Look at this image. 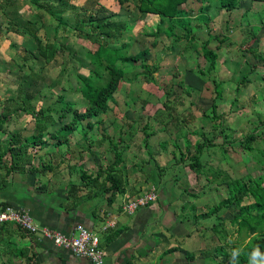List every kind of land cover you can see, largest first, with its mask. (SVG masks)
I'll return each mask as SVG.
<instances>
[{"label":"crops","instance_id":"1","mask_svg":"<svg viewBox=\"0 0 264 264\" xmlns=\"http://www.w3.org/2000/svg\"><path fill=\"white\" fill-rule=\"evenodd\" d=\"M190 2L191 0H186L179 6L190 19V34L177 41L162 34L169 26L167 19L152 14L141 15L135 8L132 11L127 10L123 5L125 2L120 6L116 0H94L92 4L90 0H39L42 7L40 9L29 0L13 5L14 15L22 21H28L34 15L38 17L36 37L41 43L58 45V40L63 43V49L54 54L50 64L57 59L60 61L64 57V50L66 54L68 50L71 54L78 52L76 49L93 53L96 43L100 42L115 49L120 44H126V57L144 52L145 64L155 67L158 63L159 67L155 71H161L159 74L167 69H175L180 73L172 85V88L177 89L174 95L164 97L168 104L173 105L172 119L168 120L162 115L165 100L158 99L159 104L152 112L156 110L160 115L153 117L155 121L148 130L151 117L138 122L132 114H128L124 129L121 125L124 122L123 116L114 111L108 113V107L98 118V124L91 123V129L86 131L84 127H80V123L76 124V129L65 140L59 141L62 133L57 129L60 125L50 134L44 131L39 144L26 147L28 162L18 172L8 173L6 168L0 166V207L7 205L23 209L36 226L62 234L73 232L76 226L94 232L98 237V246L103 251V264H203L207 261V248H204L208 242L207 234L214 230L212 225L216 224L217 219L219 222L223 221L227 215L231 219L236 210L229 205L206 217L201 216L208 214L217 203L227 199L228 188L234 180L246 182L259 177L243 174L247 170V164L232 153L234 131L233 122L229 123V111L235 95L244 99L253 93L254 98L261 102L263 95L260 92L264 91V61L261 55L264 51V17L257 21L250 20L251 17L247 15L243 16L251 6L249 0H240L238 6L228 12L218 10L214 3H208L207 14L201 13L206 22L198 18L195 25H192L191 20L198 16H190ZM85 8L92 11L88 14L91 22H84L78 15L85 12ZM2 10L5 14L0 12V74L8 77L12 75L13 80L28 79L23 93L30 101L43 88L46 80L44 72L50 66L38 56L36 44L30 36L6 31L12 16L8 5H3ZM124 10L132 12L134 18L121 13ZM51 15L58 16L62 24H58ZM109 16L112 21L120 22L123 26V31L115 40L100 39L92 32L95 19ZM75 27L81 31L79 33L77 30L78 35L72 38ZM156 29L161 33L158 36H149ZM203 30L208 36L202 42L199 34ZM145 31L147 35L142 34ZM226 32L230 34H224ZM248 33L254 38L241 46ZM160 35L172 42L168 50L164 43L169 42L158 39ZM260 36H263L262 40ZM72 39H75L76 47H71ZM8 49H14L17 58L8 56ZM199 50H202L200 57ZM205 51H211L215 55L212 70L215 74L218 73L220 81L231 79L232 72L225 63L227 60L232 62L231 58L236 55H233L236 51L242 52H238L235 57H250V62L245 64L250 66L249 71L256 72L260 78L256 77V81H252L253 77L240 80L237 85H232L233 96L229 97L225 81L218 83L210 80L209 85L202 83L198 76L196 78L191 73L193 71L190 68H196V61L199 59L206 63L207 70L208 63L203 57ZM31 61L42 63V70L32 69ZM70 62L76 64L80 70L86 68V74H77H88V67L80 66L73 59ZM156 72L151 74L153 82H144V85L154 84ZM167 81L169 80L165 79L166 83ZM213 81L218 86V97H215ZM8 100L0 99V108L6 107ZM41 103L39 100L34 105L30 103L31 108ZM246 112L248 115L245 121L248 122L252 113L249 114L247 110ZM2 114L0 121L8 115ZM23 116L30 119L33 117L28 113ZM47 116L49 115L44 114V117ZM49 119L54 121L50 116ZM203 120L204 123L209 122V129L206 130V126L202 124ZM257 130L260 135L264 134V126L248 134H252L254 138ZM10 136H13L16 143H23V139L31 135L20 137L16 133ZM121 136L126 139L121 140ZM206 137L214 140L207 144ZM240 141L241 139L234 142L239 146ZM196 143L206 145L196 153ZM114 152L119 154V163L114 166V171L120 178L121 191L113 195L111 202H107L109 193L99 191L100 188L108 186L103 175L96 181L91 179L97 171L112 165ZM107 153L112 158L105 165L103 160ZM194 156L197 157L199 166L192 170L188 165L193 162ZM150 189L156 193L153 203L130 215L121 210L124 202ZM211 202H215L213 206L208 205ZM240 205L244 204L241 202ZM105 221H113L114 225L102 230ZM208 224L212 230L204 229ZM114 233L117 235L113 236ZM0 264L90 262L53 246L46 239L29 236L12 224L3 223L0 224Z\"/></svg>","mask_w":264,"mask_h":264},{"label":"rangeland","instance_id":"2","mask_svg":"<svg viewBox=\"0 0 264 264\" xmlns=\"http://www.w3.org/2000/svg\"><path fill=\"white\" fill-rule=\"evenodd\" d=\"M11 1L13 2L12 4L24 2V0H11ZM90 1H91V4L94 2V0H90ZM134 3H135V0H125V3L123 5L124 7L127 8V10L131 9L132 11L134 10V7H133ZM208 3L213 4L214 0H191L190 5L188 6V12L190 13V16H192L193 14L198 16L199 13L207 14L208 10H207L206 5H208ZM248 3L249 5L251 3V6L249 7L247 14H244L243 16L247 15L249 18L251 17L250 20L256 19L257 21H259L258 19H262L264 17V2L255 3L254 1L252 2V0H249ZM127 10H124V12H121V13H123L124 15H127L129 18H134V14L132 12H128ZM84 11L85 12H81L80 14H78L81 17V20H85L84 22H91L92 20L89 19L88 14H91L92 11L87 10V8H85ZM86 11H88L87 14H86ZM211 12L213 13L214 9L211 10ZM197 19L198 17L191 20L192 25H195L194 22ZM204 22L206 21L204 20ZM74 29H73V33L71 34L72 38L73 36L77 34L76 32L77 30L79 31V33L81 31L77 29L76 27ZM83 30H86V28H84ZM201 32L202 34H199V36L201 37L200 41L203 42L204 40L207 39L208 33L204 30ZM175 33L181 34L180 31H175ZM142 34L147 35L148 33L145 31ZM224 34L228 35L230 34V32H226ZM253 35L255 36V33ZM260 37H261L260 39L262 40L263 36H260ZM245 38H246V41L242 40L241 46L249 43V40H251L254 37L248 33V35L247 34L245 35ZM158 39L165 40L166 43L169 42L165 38H163V36L161 35L158 37ZM58 42L59 44L57 46L61 47L63 43L59 40ZM72 43L73 44L71 45V47H76V45L74 44L75 39H72ZM171 43L170 42L167 44L164 43V45H166L165 46L166 50L169 49ZM148 44L149 43L147 42L146 45ZM142 45L145 46V43L142 42ZM76 50L78 51L76 56L80 58L82 61H84V63L85 62L87 63V59L86 57H84L85 50L84 49H80V50L76 49ZM8 52H9L8 56H12V58H17V53L14 49H8ZM228 52L230 51L228 50ZM238 52L240 53L242 51H238ZM238 52L237 51L234 52L233 55L234 54L238 55L239 54ZM138 53H143V52L140 51ZM199 53L202 54V50H199L198 52V56L200 57ZM70 54L71 53L66 54V51L64 50L62 52V55H64V57H62L60 61L57 59L56 61L54 60L55 62L52 61L51 64L49 63L50 65L48 64L50 68H48L44 72L45 73L44 77L46 78L44 86L33 98L30 99V101L27 100L25 93H23L24 84L27 85L28 79L22 80V78H20V79L13 80L12 75H9L8 77V75L4 76L3 73L0 74V99L2 100L5 98L9 99L8 100L9 102H7V106L0 108V115L2 113L3 114H5L6 112L8 113L7 117L4 118L2 121H0V143L4 144V142L7 141L9 136L12 134L17 133L20 137H27L28 135L35 134L34 119H32L34 116L31 119L28 116L24 117L23 116L24 112L21 111V107L22 105L24 106V103H27L28 107H32L30 103L34 105V103L37 102L38 100L39 102H42L41 105L33 106V109L36 108L37 110L39 109L43 110L44 108H46L47 110L46 112H44V114L49 115L52 119H54V122H52L53 124L52 125L49 124L46 127L45 133L47 134H50L59 125L70 122L72 118L74 117V113L78 114V113L83 112V110L87 106V99H86V96L82 94V92L80 91L78 87L79 84L77 83V80H76V74L77 72L78 73L80 72L83 74H86L87 72H86V68L84 69L83 67V69L80 70L76 66V64H73L72 62H70L71 61ZM261 55L264 61V51L261 53ZM144 56H145L144 53L142 54L141 58H140V54L137 55L138 61L135 63L127 61V62H117L115 64L116 68H118L121 71L123 77H122V80L118 82L114 90V93L111 95L110 100L107 102L108 107H109L108 113H111L112 111H114V113L122 115L123 116L122 119H124V122H121V125H122V128L124 129L126 128L125 126L127 124L126 121H127L128 114L129 115L132 114L133 117L138 120V122L139 121L143 122L144 118L146 120L147 118L151 117L150 125H148L147 130L150 129L151 124L153 123V121H155L153 117L160 115L159 112H157L156 110L152 112L154 107H156V105L159 104L158 99L165 100L163 102L164 106L162 105V108H163L162 115H164L165 118L168 120L172 119L171 115H172L173 105L168 104V102L166 101V98L168 96L174 95L175 91L177 90L176 88H172V85H174L176 76H178L180 72L179 73L178 71L176 72L175 69L174 70L171 69V71L167 69L162 74H159L161 71H157V72L154 71L156 72L154 74V77H155L154 84L144 85V81L141 76V71L143 67H154L153 65L148 66L145 64L146 59ZM235 56L231 58L232 62H230V60L229 61L227 60L225 63L227 68L230 67L229 69L232 72L231 79H227V81L221 80L222 82L224 81L226 82L224 83L225 86H228V89L226 91L229 97L233 96V90H232L233 86L232 85L234 84L237 85L240 80H247L253 77L252 81L253 80L256 81V77L260 78V76L256 75L257 74L256 72L249 71L250 66L245 64V62H250L249 56L243 57L242 59H240L239 57H235ZM223 59H226V58L223 57ZM241 60L243 61V63H240ZM31 64H32L31 65L32 69H35V70L39 69V71L42 70V63L33 61ZM155 65H156L155 69H157V67H159V64L156 63ZM196 66H197L196 68L194 66L190 68V70L193 71L191 73L192 74L194 73V76L196 78L198 76V79H200L202 83H206L210 85V80L217 81L218 83L221 82L219 80L218 73L215 74L214 70L209 71V72L206 70V63L203 62V59H199L198 61H196ZM219 69H220V66H219ZM258 73H260V71ZM226 76L228 77L227 74ZM47 79H50V80L48 81ZM165 79H168L169 81H167L166 83ZM18 80L19 81L22 80V81L18 82ZM106 80L107 78H106V75L104 74L102 77V82ZM159 85L164 86V88L160 87ZM146 93L148 95H146ZM260 93L263 95L261 98V102H258L260 100L258 99L256 100L254 98L253 93H251L249 97L244 98V99L240 98L238 95L237 96L235 95L236 97L234 98L235 101L232 102V105L229 111V116H230L229 123L233 122V131H234L232 153L235 156H238L240 160L242 159L243 163L245 162L247 164V165L245 164L246 166H248L247 170H244L243 174L244 173L249 174L250 177H253V176L261 177L264 175V134L260 135L258 133V130L256 131L257 133H255L254 135L253 142L248 144V147L250 148V150L246 149V145L238 146V144L234 141L243 139L244 136L248 134L249 132H253L254 129H258L260 126H264V91ZM27 94L29 96L31 95L29 92ZM58 97L62 99V103H60L57 100ZM63 102H67L71 104V110H72L71 112H61L60 111V108L63 105ZM22 109L26 110L25 106ZM36 109L34 110L35 112L37 111ZM246 110L249 112V114L252 113L248 122L245 121V117L248 115ZM148 112H152L153 115L152 113L148 114ZM102 114L104 113H99L89 119L80 120L79 121L80 127H84L87 121L93 124L95 123L98 124L99 123L98 118L101 117ZM19 116H22V117H19ZM23 118H26L27 120H23ZM202 124L206 126V130L211 127L209 122L204 123V120L202 121ZM261 129H259V132L261 131ZM84 130L86 131L87 128H85ZM120 139L125 140L126 138H123L121 136ZM205 140L207 144H210L211 140H214V138L206 137ZM141 145H143V142L141 143ZM64 154L65 152L63 153V155ZM107 156L109 158H107ZM107 156L104 160L102 159L105 165L107 164L108 161H111L110 157L112 158L111 154L108 155L107 153ZM234 175H236V173H234ZM261 186L264 188V182H262ZM104 189L105 188L102 187L99 189V191L101 193H107L105 192ZM250 202H251V198L249 196H246L245 198L242 199V203L244 205H247ZM214 203L215 202H211V203H208V205L212 204L213 206ZM231 212H233V210ZM228 217H230V215L225 216V219L223 220L224 222L223 221L219 222V220L217 219V222L215 221L216 224L212 225L213 226L212 229L214 230L207 234L206 240L208 242L206 243V247L204 248V249L207 248L206 250L207 255L205 257L206 260L217 261L218 257L215 259L212 258L214 249L218 247H222L223 251L227 252L228 247L237 240L236 234H235V226L231 225V223L229 222L230 219H228ZM204 229L212 230L209 224L206 227H204Z\"/></svg>","mask_w":264,"mask_h":264},{"label":"trees","instance_id":"3","mask_svg":"<svg viewBox=\"0 0 264 264\" xmlns=\"http://www.w3.org/2000/svg\"><path fill=\"white\" fill-rule=\"evenodd\" d=\"M39 0H29L36 8H42ZM66 0H57V2H65ZM186 0H135L134 8L135 11L141 15L152 14L162 19H167L169 26L162 32V34L169 38L172 37L175 41L180 38L187 37L190 34V19L185 16V12L179 8L180 5L185 3ZM240 0H214V4L218 10L228 12L235 9L238 6ZM255 2H264V0H252ZM118 5H122L125 0H116ZM11 0H0V12L3 13L2 7L7 6L10 9L12 19L8 22L6 31L13 32L22 35L30 36L37 47L38 56L44 61L49 63L54 54L63 49L55 43H41L36 37V25L38 23V17L34 15L28 21H22L16 17L13 13L12 8L14 7ZM208 7V5H206ZM5 14V13H3ZM58 24H62L60 18L56 15H51ZM109 17H102L95 19L94 25L92 26V32H95L100 39H117L120 32L123 31V26L120 22H114ZM198 18L205 20L206 18L199 13ZM180 31L181 34L175 33ZM160 30L156 29L154 32H150L149 36H157ZM91 41H93L91 39ZM98 42V41H93ZM96 49L92 52L85 51L84 57L87 59V63L82 61L76 56L78 52L70 54V58L76 60L78 64L88 67V74L86 76L76 74V80L79 84L78 87L83 95L86 96L87 106L82 113H74V117L68 123H63L57 129L58 132L62 133L59 141L65 140L68 134H71L76 129V124L82 119H89L99 113H104L108 110L107 102L110 100L111 95L119 81L122 80L121 71L116 68L117 62H137V55L140 54V58L144 53H138L134 56L126 57L125 49L126 44H120L116 49L111 48L108 44L96 43ZM68 54L70 51H67ZM142 52V51H141ZM204 60L208 63L207 71L213 69V62L215 55L211 51H205L203 54ZM155 67H143L141 76L144 82H153L152 73L155 71ZM106 75L107 80L102 82L103 75ZM215 97H218V86L214 81ZM57 100L62 103L60 97ZM24 113L32 114L34 117V128L36 134L30 137L24 138L23 143H16L13 140V136H9L8 141L4 144H0V166L6 168V172H18L24 164L28 162V156L26 155V147L34 146L40 143L42 133L46 130L47 125L53 124L49 116L44 117V112L47 109H39L36 112L33 108L25 106L26 110L22 109ZM212 110L214 106H211ZM61 112H71V104L63 102L60 108ZM6 115V113L4 114ZM3 116V114H2ZM39 117V118H38ZM5 118V116L3 117ZM58 119V118H57ZM3 120V119H2ZM92 124L87 121L84 128L91 129ZM254 140L252 134L246 135L239 142L241 145H246V149L250 150L248 144ZM205 146V143H196L194 150L198 153L201 148ZM7 157V159H6ZM119 163V154L114 152L112 165L106 167L102 171H97L91 181H96L100 176L103 175L104 182L108 183V186L104 189L105 192L109 193L107 202H111L113 195L121 191L120 178L117 177L114 171V166ZM192 170L199 166L197 157H193V162L188 165ZM264 182V175L256 177L254 179H248L246 182L234 180L231 186L228 188L227 199L220 201L213 207L208 214L202 215L206 217L213 212H216L221 207L232 205L236 212L231 217L229 222L235 226V234L237 240L228 247V251L224 252L222 247L214 249L212 258L218 257L217 261L207 260L203 264H230V253L232 249H240L241 254L238 257L237 264H250L251 253L258 246L261 253H264V188L261 186ZM246 196L251 198V202L247 205H240L242 199ZM114 233L113 236H116Z\"/></svg>","mask_w":264,"mask_h":264},{"label":"built area","instance_id":"4","mask_svg":"<svg viewBox=\"0 0 264 264\" xmlns=\"http://www.w3.org/2000/svg\"><path fill=\"white\" fill-rule=\"evenodd\" d=\"M155 200L156 193L150 189L134 199L124 202L121 210L130 215ZM3 223H10L29 236L46 239L53 246L67 250L75 257L86 259L90 264H103V251L98 246L97 235L82 226H76L74 231L67 235L62 234L58 231L36 226L26 211L7 205L0 207V224ZM113 225V221H105L102 230L111 228Z\"/></svg>","mask_w":264,"mask_h":264},{"label":"clouds","instance_id":"5","mask_svg":"<svg viewBox=\"0 0 264 264\" xmlns=\"http://www.w3.org/2000/svg\"><path fill=\"white\" fill-rule=\"evenodd\" d=\"M240 254V249H232L230 253V264H237ZM250 264H264V253L260 252L258 246L251 253Z\"/></svg>","mask_w":264,"mask_h":264}]
</instances>
